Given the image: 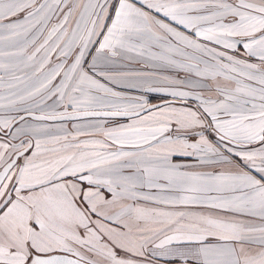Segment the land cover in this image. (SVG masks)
Segmentation results:
<instances>
[{
	"label": "snow or ice",
	"instance_id": "1",
	"mask_svg": "<svg viewBox=\"0 0 264 264\" xmlns=\"http://www.w3.org/2000/svg\"><path fill=\"white\" fill-rule=\"evenodd\" d=\"M0 264H264V0H0Z\"/></svg>",
	"mask_w": 264,
	"mask_h": 264
}]
</instances>
